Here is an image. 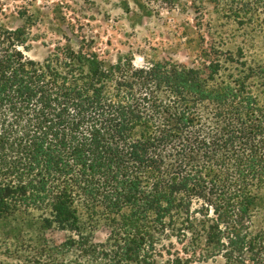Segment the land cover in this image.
Wrapping results in <instances>:
<instances>
[{
  "label": "trees",
  "instance_id": "obj_1",
  "mask_svg": "<svg viewBox=\"0 0 264 264\" xmlns=\"http://www.w3.org/2000/svg\"><path fill=\"white\" fill-rule=\"evenodd\" d=\"M148 1L133 0L143 14ZM203 1L240 24L249 11L264 15V0ZM38 21L0 4L6 254L21 264H157L165 255L172 264H264V56L225 50L215 36L196 66L136 67L107 60L96 38L78 37L76 49L62 34L37 61L27 52Z\"/></svg>",
  "mask_w": 264,
  "mask_h": 264
},
{
  "label": "rangeland",
  "instance_id": "obj_2",
  "mask_svg": "<svg viewBox=\"0 0 264 264\" xmlns=\"http://www.w3.org/2000/svg\"><path fill=\"white\" fill-rule=\"evenodd\" d=\"M189 6L196 3L200 10L169 8L161 1H148L152 12L143 14L133 0H0L8 15L21 8L39 17L32 29L34 41L30 44L27 56L43 61L61 42L66 34L77 49L80 36L96 38L98 52L107 60L116 62L118 57L134 60L136 67L152 60L173 61L186 66H196L202 62L199 49L218 42L215 36L223 38L226 49L236 52L245 47L264 56V15L249 11L242 16V24L237 19L227 17L203 0H189ZM247 4L250 0H244ZM204 4V7H200ZM130 8V12L127 11ZM204 15H203V14ZM23 23L14 21L11 26L17 28ZM210 25L215 27V34ZM145 59V60H144ZM224 66L223 60L214 63L215 68ZM109 232L101 227L96 233V241L104 243ZM56 243H61L65 235H50ZM8 244V243H7ZM7 244L0 240V264H21L19 260L6 254ZM29 246V244H25ZM180 250L182 246L175 244ZM183 258L185 256L182 255ZM157 264L169 263L167 255L159 258ZM193 264H226L218 256L207 261H194Z\"/></svg>",
  "mask_w": 264,
  "mask_h": 264
}]
</instances>
